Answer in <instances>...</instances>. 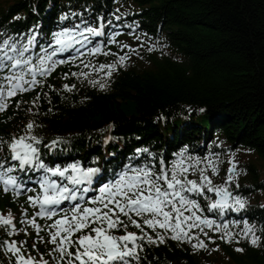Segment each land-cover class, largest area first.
I'll use <instances>...</instances> for the list:
<instances>
[{
  "label": "trees",
  "instance_id": "16d2710c",
  "mask_svg": "<svg viewBox=\"0 0 264 264\" xmlns=\"http://www.w3.org/2000/svg\"><path fill=\"white\" fill-rule=\"evenodd\" d=\"M122 2L139 11L137 19L145 31L162 30L168 49L153 54L140 51L102 81L105 88L92 83L91 76L82 79L70 71H59L40 90L13 101L2 116L0 138L7 141L20 135L34 121L35 133L44 140L59 136L70 141L73 153L83 159L105 155L119 163L124 160L119 150L123 141L127 148L143 144L166 156L183 144L200 151L209 145L212 155L208 157L215 154L220 166L218 175L209 170L214 183H224L226 168L236 163L246 174L239 181L240 188L247 191L246 184L251 190L262 188L261 169L241 153H251L264 162V0ZM113 3L15 0L0 7V24L9 22L11 29L21 28V22L11 21L21 13H28V21L34 20L33 8L45 20L67 8L85 14L88 10L95 18ZM65 84L75 88L69 91ZM200 108L207 111L200 112ZM107 136L113 139L104 149L102 140ZM11 207L9 198L0 197V211ZM257 217L264 223V208ZM6 238L8 232L0 227V264H9L3 249ZM201 238L206 249L196 250L171 238L159 245L146 244L139 264H213L223 256L232 264H264V228L260 245L245 244L243 252ZM37 241L34 248L30 238L29 253L39 259L49 257V237Z\"/></svg>",
  "mask_w": 264,
  "mask_h": 264
},
{
  "label": "snow or ice",
  "instance_id": "6c2138e0",
  "mask_svg": "<svg viewBox=\"0 0 264 264\" xmlns=\"http://www.w3.org/2000/svg\"><path fill=\"white\" fill-rule=\"evenodd\" d=\"M103 34L102 22L99 26L84 23L83 27H62L52 33L51 43L47 47L41 46L40 53L36 55L30 51L36 43L31 34L26 42L12 37L0 40V111L7 110L13 97L43 84L44 78L50 76L59 64L76 63L78 57L84 55L76 45L83 47L91 43V37ZM73 49L77 56L58 59V54ZM110 51L105 52L101 44L88 47L89 55L108 54ZM125 60V56H119V63L123 64ZM85 67L95 70L91 62ZM99 68L107 69L105 74L109 77L113 70H118L116 63L101 64ZM73 75L87 76L88 73ZM105 86V83L99 84L100 88ZM63 87L71 91L75 85L65 84ZM199 111L207 110L200 108ZM35 128L32 121L27 123L22 134L13 135L7 141L0 138V147L6 144L11 159L17 162L7 168L0 166V182H3L4 191L11 187L15 195H20L21 189L32 193L27 196V202L37 209L35 216L51 223L41 225L35 217L29 216H25L24 221L37 232L42 228L48 231L50 241L55 245L53 251L58 254L56 264H133L134 260L139 264L140 251L146 244L159 245L167 238L188 243L195 238L194 249L207 248V243L193 229L208 240L214 241L216 237L209 236L205 229L221 232L220 239L229 243L234 238L238 239L228 223L217 224L214 218L203 214L207 210L220 215L246 207V198L231 190L234 181L238 186L234 166L229 167L225 182L216 184L208 174L209 169L219 174L214 159L193 156L185 148L169 167L163 157L144 148L136 149V155L148 153L152 159L135 163L130 159L128 165L105 182L98 166H85L80 162L66 165L47 163L41 157L43 141L35 133ZM63 142V138L57 136L46 147L55 150ZM4 162L0 161V165ZM201 164L206 166L201 167ZM29 169L40 173L37 190L29 188L22 178L14 174L17 170L26 172ZM98 177V195L86 199L89 187ZM194 194L202 197L203 203L194 198ZM66 201L75 203L64 208L62 205ZM24 212L27 213V209ZM14 220L11 213L6 216L0 213V227L9 235L18 231ZM243 224L242 235L251 244L258 245L261 237L255 235L256 226L247 220ZM130 227L139 231H130ZM24 231L27 232V228ZM3 243L13 254L14 264H49L46 260L26 255L18 241ZM237 251L243 252L244 249L237 248Z\"/></svg>",
  "mask_w": 264,
  "mask_h": 264
},
{
  "label": "bare ground",
  "instance_id": "6f19581e",
  "mask_svg": "<svg viewBox=\"0 0 264 264\" xmlns=\"http://www.w3.org/2000/svg\"><path fill=\"white\" fill-rule=\"evenodd\" d=\"M3 26H1L0 28H2ZM10 31H11V27H10V24H9V22H7L6 23V28L4 29V34H9L10 33ZM17 36H19V34L16 32L15 34H13V38L15 39ZM92 83H94V82H92ZM3 165V164H2ZM3 167V166H2ZM263 197V194L262 193H253L252 195H251V198H253V199H258V198H262ZM248 243H250L249 241H248Z\"/></svg>",
  "mask_w": 264,
  "mask_h": 264
},
{
  "label": "rangeland",
  "instance_id": "374dc122",
  "mask_svg": "<svg viewBox=\"0 0 264 264\" xmlns=\"http://www.w3.org/2000/svg\"><path fill=\"white\" fill-rule=\"evenodd\" d=\"M256 164H258L259 166H262V165H264V164H262L260 161L256 162ZM263 201H264V197H263ZM213 264H220V263H218V262L216 261V262H215V263H213Z\"/></svg>",
  "mask_w": 264,
  "mask_h": 264
}]
</instances>
